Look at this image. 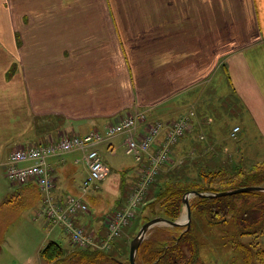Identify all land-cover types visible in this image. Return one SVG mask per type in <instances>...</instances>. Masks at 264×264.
Returning <instances> with one entry per match:
<instances>
[{
    "label": "crops",
    "instance_id": "obj_1",
    "mask_svg": "<svg viewBox=\"0 0 264 264\" xmlns=\"http://www.w3.org/2000/svg\"><path fill=\"white\" fill-rule=\"evenodd\" d=\"M139 111L147 113L140 135L153 122L195 113L162 176L181 165L196 176L264 161L248 162L252 137L264 148V0H0L1 181L13 152L104 134ZM126 138L99 147L121 177L86 194L85 155L51 159L54 196H82L89 211L76 223L100 238L107 216L127 204L139 179L140 164L125 160ZM15 189L4 184L0 196L18 195V209L37 201L42 208L36 184ZM137 225L125 229L121 246Z\"/></svg>",
    "mask_w": 264,
    "mask_h": 264
},
{
    "label": "trees",
    "instance_id": "obj_2",
    "mask_svg": "<svg viewBox=\"0 0 264 264\" xmlns=\"http://www.w3.org/2000/svg\"><path fill=\"white\" fill-rule=\"evenodd\" d=\"M181 167L168 176H162L160 172L148 192L149 196H146L142 208H139V214L144 215L142 226L157 217L178 220L184 209L183 197L188 192L216 193L242 187L245 183L251 186H262L264 183V161L249 169L238 168L233 172L201 169L196 176ZM17 196L0 204V213L5 208L18 209ZM251 199L256 202L250 204ZM238 201H243L242 205ZM87 205L89 207L88 203ZM191 205L190 229L185 231V228L180 227H155L141 245L136 264H205L200 263L202 242L196 220L209 226L220 225L223 238L231 243L232 248L241 252L245 264H264V249L259 247L258 240L264 235V192H248L214 199L196 197L191 200ZM229 227V231L225 230ZM120 237L123 238L122 235ZM249 237L251 241L243 242ZM116 241L117 239L114 242ZM71 245V251L66 252L60 243L50 241L41 251V258L48 264H129L130 249L128 257L120 260L109 254L112 245L106 251Z\"/></svg>",
    "mask_w": 264,
    "mask_h": 264
},
{
    "label": "built area",
    "instance_id": "obj_3",
    "mask_svg": "<svg viewBox=\"0 0 264 264\" xmlns=\"http://www.w3.org/2000/svg\"><path fill=\"white\" fill-rule=\"evenodd\" d=\"M194 115V112H190L168 124L161 121L153 122L146 132L140 135L138 128L141 123L147 121V113L139 111L109 126L104 134L93 131L85 136L68 135L55 142L21 149L13 152L4 164L5 176L14 186H24L28 183L37 185L44 195L40 215L46 218L50 226H60L73 245L106 251L135 219L136 211L143 204L162 168L169 163L173 147L189 130ZM239 131L240 127H236L233 134ZM119 135L127 136L124 144L125 154L140 164V174L129 194L127 204L107 216V234L100 238L76 223L81 213L89 211L82 196L67 195L65 198L54 196L55 180L52 177L51 159L74 151L82 152L89 173L82 185V193L86 194L98 188L111 172L103 161L99 147L108 144L112 138ZM111 152L115 153L112 149Z\"/></svg>",
    "mask_w": 264,
    "mask_h": 264
},
{
    "label": "rangeland",
    "instance_id": "obj_4",
    "mask_svg": "<svg viewBox=\"0 0 264 264\" xmlns=\"http://www.w3.org/2000/svg\"><path fill=\"white\" fill-rule=\"evenodd\" d=\"M220 111L223 112V110ZM250 144H253V152L248 156V162L263 160L264 148L260 150L262 146L258 143V139L252 137L251 141L249 142V145ZM125 160H127L128 163L132 165L133 162H135V159L131 156H127ZM110 170L111 172L108 178L100 184L102 188H107L110 180L115 177H121V173L123 172L122 169L115 170V168L112 166ZM4 180L5 181L0 180V187L2 188V186H4L5 184L11 188L10 193L15 192V186L12 185L6 177L4 178ZM248 186L251 185L245 183L242 187ZM262 186H264V183ZM5 197L8 196H0V203L5 200ZM17 202L16 204H18L20 207L22 202H20V200H18ZM249 202L251 204L252 202L256 201L255 199H251V201ZM242 203L243 201H238L239 205H242ZM43 205L44 197L42 206ZM142 205L140 206L141 208ZM40 208V202L37 201L34 205L29 204V206H24L20 209H13V207L9 208L7 209V214L5 215V217H0V264H48L41 258L40 253L50 241L60 243L66 252L71 251V240L64 234V232L61 230V227L50 226L44 216L38 217L37 213L38 211H40ZM138 211L139 209L136 211L137 219L135 218V220L139 222V227L138 225L136 226V228H138L137 233L142 227V218L144 216L140 215ZM185 213V209H183L182 215H185ZM146 214L149 215V213ZM195 223L197 226L198 233L200 235V240L202 242L200 251V263L245 264L241 252L237 251L235 248H232L231 243L227 239L223 238V233L221 229L222 227H220V225H211V227L205 222L199 220H196ZM225 230L229 231L230 227L225 228ZM86 231L89 232V230ZM137 233L135 234V236L137 235ZM151 234L152 231L149 232L147 239ZM123 236L127 239V236L125 235V230L122 234V237ZM134 237L132 238V240L134 239ZM250 238L251 237L245 238L243 242L251 241ZM120 239L121 237H118L117 241L113 243L112 249L109 251V254L113 258L125 260L128 257L130 243H124V246H121L122 243L119 241ZM258 240H260L259 247L264 249V235Z\"/></svg>",
    "mask_w": 264,
    "mask_h": 264
},
{
    "label": "water",
    "instance_id": "obj_5",
    "mask_svg": "<svg viewBox=\"0 0 264 264\" xmlns=\"http://www.w3.org/2000/svg\"><path fill=\"white\" fill-rule=\"evenodd\" d=\"M248 192H264V186L239 187L236 189L216 192V193H205V192L200 193L197 191H191L186 193L185 196L183 197V204L186 212L185 215H181L180 218L176 221H170L162 217H157L145 223L140 228L139 232L130 243L129 264H136L137 254L141 245L147 239L149 232L155 227H162V226L171 227V228L180 227V228H185V231H188L190 229L192 224L191 200L193 198L199 197V198L214 199V198L227 197V196L248 193Z\"/></svg>",
    "mask_w": 264,
    "mask_h": 264
}]
</instances>
